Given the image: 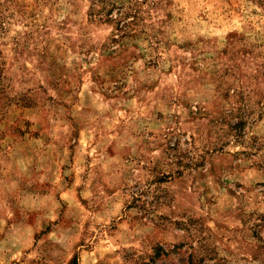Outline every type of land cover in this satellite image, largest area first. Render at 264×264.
Here are the masks:
<instances>
[{
    "label": "rangeland",
    "instance_id": "rangeland-1",
    "mask_svg": "<svg viewBox=\"0 0 264 264\" xmlns=\"http://www.w3.org/2000/svg\"><path fill=\"white\" fill-rule=\"evenodd\" d=\"M0 264H264V0H0Z\"/></svg>",
    "mask_w": 264,
    "mask_h": 264
}]
</instances>
